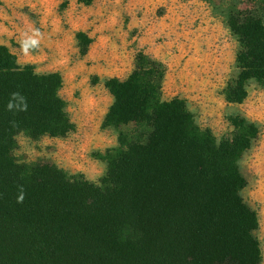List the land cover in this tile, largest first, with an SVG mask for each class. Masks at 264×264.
<instances>
[{
  "label": "trees",
  "instance_id": "1",
  "mask_svg": "<svg viewBox=\"0 0 264 264\" xmlns=\"http://www.w3.org/2000/svg\"><path fill=\"white\" fill-rule=\"evenodd\" d=\"M95 0H83L87 6ZM238 72L224 94L243 104L264 88V21L238 23ZM167 66L144 53L107 88L105 126L118 147L104 156L101 184L52 163H21L18 137L75 131L59 73L20 65L0 45V264H262L257 213L245 202L240 161L260 136L240 115L217 144L185 100L164 99Z\"/></svg>",
  "mask_w": 264,
  "mask_h": 264
},
{
  "label": "rangeland",
  "instance_id": "2",
  "mask_svg": "<svg viewBox=\"0 0 264 264\" xmlns=\"http://www.w3.org/2000/svg\"><path fill=\"white\" fill-rule=\"evenodd\" d=\"M231 21H264V0H0V45L20 65L62 76L60 94L75 125L62 138L20 135L16 160L52 163L101 184L104 156L119 145L117 130L104 125L114 103L107 82L128 79L144 53L167 66L164 99L185 100L217 144L232 131L233 116L259 127L240 170L247 180L242 196L259 218L264 264V88L251 81L243 104L226 101L241 48Z\"/></svg>",
  "mask_w": 264,
  "mask_h": 264
}]
</instances>
